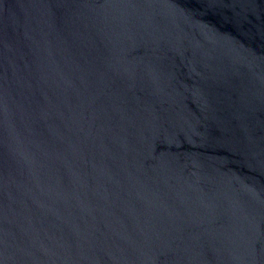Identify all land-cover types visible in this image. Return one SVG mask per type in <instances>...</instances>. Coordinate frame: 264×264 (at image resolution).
Returning <instances> with one entry per match:
<instances>
[{"label":"water","instance_id":"1","mask_svg":"<svg viewBox=\"0 0 264 264\" xmlns=\"http://www.w3.org/2000/svg\"><path fill=\"white\" fill-rule=\"evenodd\" d=\"M0 264H264V0H0Z\"/></svg>","mask_w":264,"mask_h":264}]
</instances>
